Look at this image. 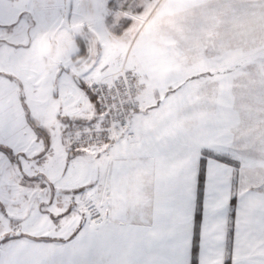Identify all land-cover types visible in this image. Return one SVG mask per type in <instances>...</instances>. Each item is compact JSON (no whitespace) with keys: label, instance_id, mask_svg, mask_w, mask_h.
<instances>
[{"label":"snow or ice","instance_id":"snow-or-ice-1","mask_svg":"<svg viewBox=\"0 0 264 264\" xmlns=\"http://www.w3.org/2000/svg\"><path fill=\"white\" fill-rule=\"evenodd\" d=\"M5 82L0 264H264V0H0Z\"/></svg>","mask_w":264,"mask_h":264},{"label":"crops","instance_id":"crops-1","mask_svg":"<svg viewBox=\"0 0 264 264\" xmlns=\"http://www.w3.org/2000/svg\"><path fill=\"white\" fill-rule=\"evenodd\" d=\"M63 42L65 44H69V46H72L73 43H71V38L70 37H64L63 38ZM4 92V94L7 96L9 91L11 90L12 92V96L11 98L14 100L15 99V89H14V85H8L7 82H5L2 86V89H0ZM42 96V97H40ZM32 100L35 102V103H39V102H43L45 104H48L49 102V91L48 89L46 88H40V87H37L35 89V92L32 93ZM50 115H49V119L47 122L50 121V124L52 122H54V108L53 110L49 111ZM25 131V128L23 127V125L21 124L20 126H18L17 128V133L19 136L23 137V133Z\"/></svg>","mask_w":264,"mask_h":264},{"label":"rangeland","instance_id":"rangeland-1","mask_svg":"<svg viewBox=\"0 0 264 264\" xmlns=\"http://www.w3.org/2000/svg\"><path fill=\"white\" fill-rule=\"evenodd\" d=\"M71 43H73L72 39H71ZM67 45L69 46V44H67ZM40 97H42V96H40ZM36 104L39 105V108L37 110V115H39L40 109H45V108L47 109V119L42 121L47 126L48 124H50V121L47 122L48 119H49V115H50L49 111L53 110V108L50 106L49 102H48V104H45L43 102H39V103H36ZM53 119L55 120V117Z\"/></svg>","mask_w":264,"mask_h":264}]
</instances>
